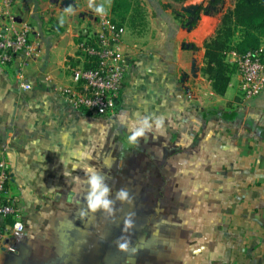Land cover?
<instances>
[{
    "label": "crops",
    "instance_id": "obj_1",
    "mask_svg": "<svg viewBox=\"0 0 264 264\" xmlns=\"http://www.w3.org/2000/svg\"><path fill=\"white\" fill-rule=\"evenodd\" d=\"M105 2L95 1L107 5L105 15L86 7L89 16L80 13L75 24L72 16L53 14L66 24L54 33L46 25L48 10L40 9L43 0H14L12 13L31 28L34 57L25 71L30 90L22 89L18 78L21 57L13 67H0V160L7 164L9 192L21 206L26 229L14 234L13 222H3L0 264H105L107 248L128 236L119 229L107 233V220L98 213L103 211L86 210L85 169L105 176L110 196L120 189L129 196L147 194L136 182L138 152L151 164L159 147L161 162L173 164L164 167L165 177L177 180L176 191L193 195V226L208 227L207 235L198 229L191 249L180 237L176 264H264V231L255 236L252 250L247 242L239 249L241 240L232 231L264 229V92L243 101L236 71L226 92L216 94L202 74L210 38L199 36L202 21L186 29L188 23L183 26L161 7L148 12L142 35L122 31L131 66L114 116L98 118L72 108L61 95L72 85L67 64L77 52L78 35L95 32L102 19L112 18L113 0ZM236 59L234 53L227 56L231 65ZM136 114L163 115V134L129 144L128 124ZM169 147L173 153L163 157ZM185 179L192 181L187 191ZM127 206L132 210L135 204ZM217 228L224 233L218 235Z\"/></svg>",
    "mask_w": 264,
    "mask_h": 264
},
{
    "label": "rangeland",
    "instance_id": "obj_2",
    "mask_svg": "<svg viewBox=\"0 0 264 264\" xmlns=\"http://www.w3.org/2000/svg\"><path fill=\"white\" fill-rule=\"evenodd\" d=\"M95 1L96 0H94V3ZM135 1H138L143 9V22L145 23V27L138 26L137 29L130 28L127 22L122 23L113 15L111 18V21H114L113 24L116 27H120L122 31L127 30L133 36L142 35L144 33L147 27L146 22L148 12L151 11L155 13V11L160 10L162 7L164 10H171L176 18L181 19L183 26L188 23L186 29L190 28L191 25L196 24L200 19L203 25L199 36L201 38H204L205 36L211 38L215 35L223 16L235 6V0H189L183 4H178L171 0ZM43 2L44 3H42L40 9L48 10L47 15H49V17L48 21H46V25H48L50 31L52 30L54 33L63 32L66 26L64 22L61 24L60 19L54 17V15L58 14L59 16L64 15L66 17L72 16V23L75 24L76 22L79 23L80 13L85 17L89 16V14L85 13L86 9L84 8L88 7V11L94 12L93 8L89 7V0L85 3H83L82 0H43ZM105 3H108V0H106ZM69 5L73 8L72 13L65 12V9ZM106 6L107 5L105 4V7ZM194 7L198 8L196 11V14L198 13L197 18L184 15L186 12L182 11L183 8ZM175 12H178L179 14ZM16 18L20 25L23 24L24 21L21 16L19 17L20 20L18 16H16ZM191 20L193 21L189 24ZM33 57L34 55L32 56V59ZM206 68L207 66L205 60V66L202 68V74L212 86V82L210 81L208 75L205 74ZM156 149L158 150V153L156 154L158 158L155 159L154 157L151 164L144 163V154L142 151L138 152L139 155L142 156L140 157L142 158L141 163L135 164L136 167L134 172L137 173L136 182L138 183V188H143V190L148 189L147 194L142 193L130 196L131 203L135 204V206H132V210L124 208L128 207V202L116 200L114 212L112 214L107 212H98L102 213L107 220L105 223V228H107L106 232L110 229L113 233L117 231V229L122 231L124 228V220L128 213H135V226L122 232L130 238L131 243L132 241H140V245L137 247V252L134 254L129 250L127 252L121 251L117 246H114L113 248L108 247L107 250L109 257L106 258L105 264H176V258L182 255L180 237H184V240H186L187 243L186 245L191 249L195 238L194 236L198 234V229H201V235H207L208 233L207 226H202L201 228H195L193 226V195L176 191L177 180L175 178L165 177L166 173L163 171L164 167V170H166L169 165L172 166L173 164L166 166L167 164L162 163L161 159H159L161 157L159 154L160 147ZM172 153L173 149L169 147L163 154V157L171 155ZM173 169L175 170V166ZM139 176L141 177L138 178ZM191 185L192 181L190 179H185V191L189 190L188 187ZM115 197L116 195L110 196V198L114 200ZM187 219L188 223L184 222V220ZM243 229L247 230L246 234L248 239L246 238L244 231L242 233L240 227L232 228L233 234L237 236H234V239H240L241 242H243L241 243L237 241L236 245L239 249L240 246L244 248L246 246L244 243L247 242L248 246L246 249L252 250L253 247L258 245L255 236L260 232H263L264 229L256 227ZM141 230H144L145 232L142 231L141 233ZM217 231L218 235H221V233H224V228H217ZM0 234H3V232ZM110 254L113 255L110 256Z\"/></svg>",
    "mask_w": 264,
    "mask_h": 264
},
{
    "label": "built area",
    "instance_id": "obj_3",
    "mask_svg": "<svg viewBox=\"0 0 264 264\" xmlns=\"http://www.w3.org/2000/svg\"><path fill=\"white\" fill-rule=\"evenodd\" d=\"M13 3L14 0H0V67H13L21 57L18 78L22 81V89L30 90L31 85L25 83V71L34 55L31 30L17 21L11 11ZM122 43V30L106 18L101 20L95 32L78 35L77 52L67 64L72 85L61 90L68 105L98 118L114 116L131 66ZM233 64L240 76L241 99L257 100L264 92V46L237 56ZM10 180L7 164L0 160V227L5 220L12 221V232L22 234L26 229L25 220L20 204L10 195ZM18 224L21 227H17Z\"/></svg>",
    "mask_w": 264,
    "mask_h": 264
},
{
    "label": "trees",
    "instance_id": "obj_4",
    "mask_svg": "<svg viewBox=\"0 0 264 264\" xmlns=\"http://www.w3.org/2000/svg\"><path fill=\"white\" fill-rule=\"evenodd\" d=\"M171 1L183 4L189 0ZM142 10L138 1L113 0L112 15L122 23L127 22L130 28L145 27ZM184 15L190 16L186 13ZM194 17L197 18L198 13ZM262 46H264V0H235L234 8L223 16L215 35L204 44L207 66L205 74L212 82L216 94L223 95L226 92L231 76L238 70L236 65L228 63V54L244 56ZM142 231L144 230H141V233ZM138 245L139 240L132 241L129 251L132 252V247L137 249Z\"/></svg>",
    "mask_w": 264,
    "mask_h": 264
},
{
    "label": "clouds",
    "instance_id": "obj_5",
    "mask_svg": "<svg viewBox=\"0 0 264 264\" xmlns=\"http://www.w3.org/2000/svg\"><path fill=\"white\" fill-rule=\"evenodd\" d=\"M89 7L93 8L94 11L100 15L106 14V9L103 3L96 5L94 0H89ZM66 13H72L73 8L69 5L65 9ZM64 19L61 18V24H63ZM137 118L128 124L129 135L127 136V142L131 145H139L140 140L143 138L147 140L149 134L154 136L163 134L165 117L163 115L155 116H140L136 114ZM126 116H122L121 120H127ZM87 180L86 183L89 186L88 192L84 198L86 204V210L96 213L97 211L107 212L112 214L114 212L115 201L119 200L122 202L131 203L129 193L125 189H120L116 193L115 200L110 198L111 188L106 183V178L100 172H98L93 167H88L85 169ZM85 215V210H81V216ZM135 213H128L124 220V228L122 231H127L135 226L134 221ZM21 227V225H17ZM123 241V242H121ZM117 247L121 251L127 252L131 247L130 238H125L123 236L117 239ZM133 254L137 251L135 247L131 248Z\"/></svg>",
    "mask_w": 264,
    "mask_h": 264
},
{
    "label": "water",
    "instance_id": "obj_6",
    "mask_svg": "<svg viewBox=\"0 0 264 264\" xmlns=\"http://www.w3.org/2000/svg\"><path fill=\"white\" fill-rule=\"evenodd\" d=\"M193 9V10H192ZM198 8H183L182 11L183 12H186V13H190L192 15H195L196 14V11H197Z\"/></svg>",
    "mask_w": 264,
    "mask_h": 264
}]
</instances>
